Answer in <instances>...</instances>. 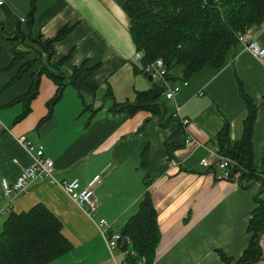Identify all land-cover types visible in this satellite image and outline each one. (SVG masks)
Instances as JSON below:
<instances>
[{"label": "crops", "instance_id": "obj_1", "mask_svg": "<svg viewBox=\"0 0 264 264\" xmlns=\"http://www.w3.org/2000/svg\"><path fill=\"white\" fill-rule=\"evenodd\" d=\"M124 1L36 0L33 33L50 38L64 25L71 28L55 44L51 62L67 59L59 69L51 67L52 71L69 75L82 64L92 69L87 83L94 92L83 90L91 109H83L77 91L67 84L48 113L47 102L57 86L42 72L29 111L17 119L23 102L16 99L29 91L36 71L32 67L14 80L18 67L9 66L10 42L0 39V179L12 182L21 167L31 163L30 154L17 141L19 136L42 146L44 155L53 160L58 182L78 177L83 186L101 176L93 187L96 209L89 214L57 183L37 179L13 197L10 208L0 216L6 218L9 212L26 211L42 203L62 222V234L71 243V249L50 264H115L130 250V238L121 232L148 190L160 233L152 264H225L218 251L236 262L251 235L247 224L257 206L255 198L264 199V183L261 180L243 187L237 179H220L215 135L228 123L230 139L241 136L246 115L242 88L256 106L251 143L253 164L261 169L264 58L255 57L237 43L221 67L201 68L171 99L162 94L158 107L140 108L132 114L111 111L114 101H133L136 91L155 86L153 79L135 67L138 51ZM29 7L30 0H4L0 5L3 31H15ZM25 21L21 22L24 30ZM250 36L264 45V19ZM25 44L34 47L28 40L20 45ZM105 85L109 96L105 97V92L98 98V88ZM175 110L179 116L174 115ZM180 117L188 120L187 126L180 123ZM188 135L191 142L185 145ZM169 142L176 146L172 154ZM195 142L201 145L195 146ZM201 157L207 159V166L199 164ZM171 158L175 165L169 164ZM261 175L264 177V172ZM5 203L0 187V207ZM99 219L108 222L109 231L122 234L112 249L106 246ZM259 248L260 257L251 264H264V232Z\"/></svg>", "mask_w": 264, "mask_h": 264}, {"label": "trees", "instance_id": "obj_2", "mask_svg": "<svg viewBox=\"0 0 264 264\" xmlns=\"http://www.w3.org/2000/svg\"><path fill=\"white\" fill-rule=\"evenodd\" d=\"M35 8L36 0H30L25 30L18 21L15 31L7 34L0 21V39L6 38L11 46L12 60L9 66L18 67L13 79L21 78L32 67L36 71L29 91L16 99L23 102V110L16 118L20 119L29 111L30 101L38 93V76L42 72L47 73L57 86L55 94L47 102L48 113L60 99L67 84L77 91L83 109H91L90 103H85L83 90L94 92V88L87 83L92 69L82 64L69 75L51 69H59L67 59L61 57L51 62L56 53L55 44L71 28L64 25L50 38H43L38 32L33 33ZM123 10L130 20L129 30L136 50L141 53V65L161 58L167 70L166 80L177 82L187 81L205 66L215 69L221 67L229 49L237 44V33L263 21L264 0H125ZM26 40L34 47L20 45ZM135 67L144 73L138 66ZM163 91V83L148 90L136 91L133 101H114L111 111L132 114L140 108L158 107L162 103H158L157 99ZM240 94L246 107L241 136L231 140L229 125L225 123L216 133L215 142L218 153L236 163L230 164V179L238 172L239 184L249 187L264 172V154L261 169L258 170L253 164L251 143L256 106L242 88ZM104 96H109V90ZM171 144L169 142L167 146ZM171 146L170 154L176 147ZM255 199L257 206L251 212L247 224V231L251 233L248 243L236 262L218 251L225 264H251L260 257L259 237L264 232V199ZM62 227V222L42 203H36L26 211L9 212L0 230V264H50L71 249V243L62 234ZM121 233L129 236L131 241L130 250L124 258L127 264L153 263L160 233L148 190L142 194L136 212L129 216Z\"/></svg>", "mask_w": 264, "mask_h": 264}, {"label": "built area", "instance_id": "obj_3", "mask_svg": "<svg viewBox=\"0 0 264 264\" xmlns=\"http://www.w3.org/2000/svg\"><path fill=\"white\" fill-rule=\"evenodd\" d=\"M4 0H0V5H2ZM25 17L20 18V22H24ZM250 29H246L243 32L237 33V43L245 45V47L257 58H264V45L257 43L250 36ZM141 53L137 52L135 55L134 64L138 66L145 74H149L152 79H156L162 82L164 85L163 98L169 100L175 93L179 90L182 84L186 81L180 82H170L166 80V66L161 58H157L152 62L141 65L140 63ZM174 115L179 116L177 110H175ZM180 123L187 126L188 120L186 118H179ZM19 144L30 154L31 163L21 167L19 174L12 181L9 182L6 178L0 179L1 196L5 199L6 203L4 206L0 207V213L5 212L11 206V199L18 195L20 192L24 191L28 185L37 179H47L51 183H57L61 188L72 197L77 205L87 214L95 211L97 201L93 194V187L95 184L99 183L101 176H94L89 182L81 186L78 177H74L70 180L57 181L53 177L54 163L53 160L44 155L43 148L41 145H35L25 138V136L17 137ZM191 142V137L188 135L184 138L185 145ZM195 146H200L199 142L194 143ZM218 153V151H217ZM14 161H16L14 159ZM170 165H175L176 162L173 158L169 160ZM199 164L202 167L208 165V161L205 157L199 159ZM230 164H236L235 161L229 157L222 156L218 153V168L220 169L219 178L229 180ZM238 172L234 173L233 179H237ZM263 180L264 177L261 175L257 181ZM264 192V184L262 187ZM98 226L101 228L102 234L104 235V240L108 249H112L117 246L118 242L122 240V234L120 232L109 231L110 225L104 219H99ZM115 264H127L124 260L120 263Z\"/></svg>", "mask_w": 264, "mask_h": 264}, {"label": "rangeland", "instance_id": "obj_4", "mask_svg": "<svg viewBox=\"0 0 264 264\" xmlns=\"http://www.w3.org/2000/svg\"><path fill=\"white\" fill-rule=\"evenodd\" d=\"M257 25L256 24H253V25H250V26H248V27H246L245 29H244V31L246 30V29H250V30H252L254 27H256ZM243 32V31H242ZM171 71H172V69H171ZM154 81H155V85L156 86H158V85H161V83L162 82H159L158 80H156V79H153ZM68 88H71L70 86H68ZM106 90H107V88H106V85L105 86H103V87H101V88H98V90H97V96H98V98L101 96V94L102 93H105L106 92ZM85 96H87V94L85 93ZM97 98V99H98ZM88 99H89V96H88ZM55 173H56V168H54V172H53V177L55 176ZM55 178V177H54ZM56 179V178H55ZM4 218H5V216H3V215H1L0 216V230H1V225H2V221L4 220Z\"/></svg>", "mask_w": 264, "mask_h": 264}, {"label": "water", "instance_id": "obj_5", "mask_svg": "<svg viewBox=\"0 0 264 264\" xmlns=\"http://www.w3.org/2000/svg\"><path fill=\"white\" fill-rule=\"evenodd\" d=\"M145 74V73H144ZM146 75H148V79L149 80H151L152 79V77L149 75V74H146Z\"/></svg>", "mask_w": 264, "mask_h": 264}]
</instances>
